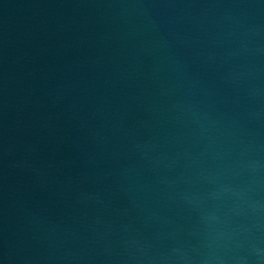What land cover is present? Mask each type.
Returning a JSON list of instances; mask_svg holds the SVG:
<instances>
[{"label": "water", "instance_id": "95a60500", "mask_svg": "<svg viewBox=\"0 0 264 264\" xmlns=\"http://www.w3.org/2000/svg\"><path fill=\"white\" fill-rule=\"evenodd\" d=\"M0 264H264V0H0Z\"/></svg>", "mask_w": 264, "mask_h": 264}]
</instances>
